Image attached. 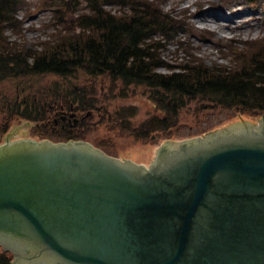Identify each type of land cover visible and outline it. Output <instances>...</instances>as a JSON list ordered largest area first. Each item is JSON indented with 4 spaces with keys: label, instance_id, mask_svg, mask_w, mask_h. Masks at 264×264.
<instances>
[{
    "label": "water",
    "instance_id": "water-1",
    "mask_svg": "<svg viewBox=\"0 0 264 264\" xmlns=\"http://www.w3.org/2000/svg\"><path fill=\"white\" fill-rule=\"evenodd\" d=\"M259 118L238 114L204 137L168 141L149 166L84 140L10 133L0 244L16 252L13 264H264Z\"/></svg>",
    "mask_w": 264,
    "mask_h": 264
},
{
    "label": "trees",
    "instance_id": "trees-1",
    "mask_svg": "<svg viewBox=\"0 0 264 264\" xmlns=\"http://www.w3.org/2000/svg\"><path fill=\"white\" fill-rule=\"evenodd\" d=\"M20 1L0 0V81L29 76L60 78L33 85L31 99L13 102L6 110L27 119L46 121V127L38 129L41 135L59 139L83 137L75 128L69 130V126L59 134L51 132L56 111L72 105L81 111L100 107L116 129L142 138L152 131L167 133L177 128L180 113L187 106L185 99L200 100L225 110L264 113V46L250 54L234 56L232 67L211 66L200 59L169 65L159 54L160 42L181 30L179 22L169 13L160 7L152 9L139 0H86L88 10L77 15L76 24L70 22L72 25L40 42L39 49L24 50L9 35L21 32L17 18ZM74 1L77 0L56 3L62 7ZM114 2L127 5L128 9L106 10ZM167 65L174 70L158 71ZM79 80L82 83L105 80L109 86L120 80L121 95L132 85L146 86L155 93L163 114L136 125L133 108L119 107L110 112L111 105L106 101L109 95L105 98L101 88L88 91L77 83ZM108 89L112 91L111 87ZM0 264H11L8 253L0 252Z\"/></svg>",
    "mask_w": 264,
    "mask_h": 264
},
{
    "label": "rangeland",
    "instance_id": "rangeland-1",
    "mask_svg": "<svg viewBox=\"0 0 264 264\" xmlns=\"http://www.w3.org/2000/svg\"><path fill=\"white\" fill-rule=\"evenodd\" d=\"M58 1L61 0H21L17 10L21 32L15 34L9 32L11 38L24 50L39 49L37 46H42L40 42L48 40L56 28L60 33L64 26L72 25L70 22L76 24L77 15L88 10V1L86 0H77L71 5L66 4L62 7L56 3ZM139 1L147 3L152 9L163 6V12L169 13L170 17L180 24L181 30L176 33V36L172 34L168 39H163L160 42L159 54L166 64L179 65L190 59H200L211 66L216 64L232 67L235 65L234 56L250 54L253 50L264 46V0H207L200 6L195 3V0ZM175 5L179 6L177 10L172 9ZM127 9V5L116 2L107 5L106 8L108 11L117 12ZM205 10H209L211 12L209 14L222 17L219 26L224 35L223 39L211 30L203 28L205 22L198 16ZM55 14L61 19H56ZM186 18H192L196 22L197 31L195 34L187 32L189 24L184 21ZM59 20L61 21L57 25ZM248 36L260 38L251 41L245 39ZM238 37L243 39H238ZM173 70L168 65L158 69L160 73H169ZM46 80L50 82L51 80H60V78L57 76L26 78L25 80L9 78L0 83V126H2L4 118L2 107L3 109L8 107L3 105V102L8 101L13 104L16 96L18 99L29 97V92L20 87L27 86L29 88L33 84L39 85ZM77 83L83 84L88 91L102 86L100 82L93 81L82 83V80H79ZM122 83L120 80L112 81L110 83L112 91L105 90L108 93L105 97L107 98L109 95L106 101L111 105L110 112L119 107L133 108L136 112L133 117L136 125L147 117L162 116L163 112L158 109L159 104L153 90L146 86L132 85L130 89L122 93L123 95H120ZM106 86L109 87V83H106ZM185 104L187 106L180 113L177 128L163 134L157 131L149 132L145 139H139L128 131L116 130L109 122H105V112L102 115L98 110H95L92 112L94 116L91 115L88 119L90 130L85 134L86 139L92 142L111 140V145H107L109 146L108 152L120 158H130L148 165L155 158L159 146L167 140H181L206 134L209 131L222 128L238 114L243 113L256 117L261 115L236 109L225 110L194 99H185ZM205 104L206 107H203ZM26 121L28 120L13 116L7 129L20 126ZM35 124L36 122L31 126L23 124L18 130V137H23V135L36 137L33 131ZM2 137L0 134V143L3 141Z\"/></svg>",
    "mask_w": 264,
    "mask_h": 264
},
{
    "label": "bare ground",
    "instance_id": "bare-ground-1",
    "mask_svg": "<svg viewBox=\"0 0 264 264\" xmlns=\"http://www.w3.org/2000/svg\"><path fill=\"white\" fill-rule=\"evenodd\" d=\"M207 0H195V3L197 5H202L204 3H206ZM177 7H179L178 5H175L172 9L174 10H177ZM160 10L164 11L163 9V6L160 7ZM173 10V11H174ZM171 11V10H170ZM187 11V10H186ZM211 13L209 10H205L204 13H201L198 18H200L202 21H204L205 23H203V28L207 29V30H211L214 34H216L219 38H222L224 37V35L222 34V30H221V27L219 25H221V18L220 16H216V15H213V14H209ZM238 13V12H237ZM184 21L189 24L187 26V32L189 34H195L196 31H197V27H196V22L192 19V18H186L184 19ZM214 24V25H213ZM212 25L214 26V28L212 29ZM220 27V29H218ZM260 37L258 36H248L247 40H251V41H254V40H257L259 39ZM238 39H243L241 37H238Z\"/></svg>",
    "mask_w": 264,
    "mask_h": 264
},
{
    "label": "flooded vegetation",
    "instance_id": "flooded-vegetation-1",
    "mask_svg": "<svg viewBox=\"0 0 264 264\" xmlns=\"http://www.w3.org/2000/svg\"><path fill=\"white\" fill-rule=\"evenodd\" d=\"M64 115H65V117L62 120L65 122V124H70V126L81 125L83 123V121L85 119H87V117L86 118L82 117L84 115L82 114L81 111L78 112L77 115H74V116H72L71 113L67 114V112H64ZM73 121H74V123H72ZM78 121H79V124H78ZM56 122H58V121H56ZM63 127H64V125H63Z\"/></svg>",
    "mask_w": 264,
    "mask_h": 264
}]
</instances>
